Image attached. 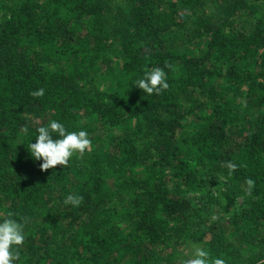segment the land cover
<instances>
[{
    "label": "trees",
    "instance_id": "16d2710c",
    "mask_svg": "<svg viewBox=\"0 0 264 264\" xmlns=\"http://www.w3.org/2000/svg\"><path fill=\"white\" fill-rule=\"evenodd\" d=\"M154 68L169 87L147 95L134 82ZM53 120L91 147L41 171L27 144ZM203 172L212 204L243 203L198 239L210 264H264V0H0V220L25 234L14 264H185Z\"/></svg>",
    "mask_w": 264,
    "mask_h": 264
},
{
    "label": "clouds",
    "instance_id": "9594fccd",
    "mask_svg": "<svg viewBox=\"0 0 264 264\" xmlns=\"http://www.w3.org/2000/svg\"><path fill=\"white\" fill-rule=\"evenodd\" d=\"M134 83L135 87L147 95H159L169 87L166 74L160 68L145 71L143 78L137 79ZM32 95L41 97L44 95V89L41 88ZM23 131L27 132V129ZM36 132L35 143H31L30 140L27 149L33 160L41 161V171L54 169L57 165L66 168L75 155L83 154L91 147V140L86 131H67L64 124L59 121H50L46 126L38 127ZM248 183L251 184V181ZM80 199L70 194L66 197L65 203L78 205ZM24 240L22 221H17L11 213L7 218L0 220V264H14L19 259V246ZM185 264H210V254L203 249H197L194 258L185 261ZM211 264H224V261L216 258Z\"/></svg>",
    "mask_w": 264,
    "mask_h": 264
},
{
    "label": "rangeland",
    "instance_id": "374dc122",
    "mask_svg": "<svg viewBox=\"0 0 264 264\" xmlns=\"http://www.w3.org/2000/svg\"><path fill=\"white\" fill-rule=\"evenodd\" d=\"M202 177L205 182L202 190L189 195V198L195 203V205L198 208H201V212L197 214L195 219L196 223H201V225L193 227L194 231L191 233L189 241L181 248V252L184 254L183 256L186 257H193L195 251L201 249V242H199L198 239L203 237H201L203 233L207 234L210 232L211 222L216 218L218 214L217 212L220 211V209H224L223 204L228 203V205H231L230 208L232 210L239 209L243 205L241 200H236L235 203L229 200H222L225 202L221 203L222 205L212 204L214 199L218 198L220 200L221 190L219 189V186L214 183L211 176L204 173Z\"/></svg>",
    "mask_w": 264,
    "mask_h": 264
}]
</instances>
